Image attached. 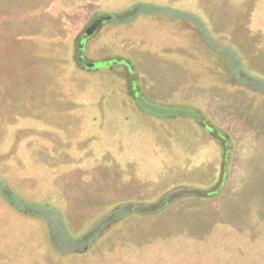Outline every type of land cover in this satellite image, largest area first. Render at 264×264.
<instances>
[{
  "label": "rangeland",
  "instance_id": "rangeland-1",
  "mask_svg": "<svg viewBox=\"0 0 264 264\" xmlns=\"http://www.w3.org/2000/svg\"><path fill=\"white\" fill-rule=\"evenodd\" d=\"M135 4L136 15L129 22H107L87 41L81 40L89 61L126 58L131 63L128 79L135 89L139 83L148 98L162 105L191 104L226 133L255 129L256 124L249 119L253 114H263L264 103L250 105L244 112L235 107L237 99L253 100V104L264 98L263 83L240 75L242 66L263 79L252 73L243 59L232 56L239 69L234 68L237 84L231 79L226 80L230 82L227 87L215 84L227 76L208 54H200L206 71L198 60L189 61L196 52L168 41L172 37L184 44L190 34V43L203 50L195 34L184 29L179 32L171 24L161 29L159 25L164 24L146 17L141 7L149 4L148 9L169 7L198 14L212 25L216 39L229 38L236 44L241 42L245 24L249 35L255 28L264 34V23L253 21L264 22V0H0V175L26 201L56 207L75 236L91 230L118 204L152 202L166 190L191 182L187 167L195 160L177 144H172L176 154L170 153L153 132L160 126L172 140L165 125L149 118L153 127L134 129L137 116L126 104L124 92L117 89L120 79L111 77L109 81L117 87L106 89L104 82L109 81L83 68L77 60V45L92 20ZM182 18L194 22L190 17ZM247 45L248 64L257 63L258 52ZM83 47L81 51H85ZM259 54L264 57V52ZM187 62L196 70L189 69ZM211 71L220 76H213ZM140 102L149 111L150 104L143 99ZM158 109L166 116L180 111ZM79 111L85 112L82 123L75 122ZM236 115L241 118L238 122ZM76 127L77 136L81 131L87 136L83 141L66 136ZM98 131L101 136H96ZM51 150L62 153L53 156ZM232 152L229 150L227 159L223 156L221 173L212 165L207 179L200 177L197 183L223 186L227 181L224 169ZM208 155L199 160L209 159ZM183 160L190 165H184ZM44 163L56 169L45 170ZM205 203L215 204L205 199L185 200L176 209L193 204L192 209L200 210ZM153 216L133 213L125 218L130 217L125 227L119 225L123 219L90 240L87 252L60 256L50 244L47 222L18 212L0 194V264H264V221L259 222L260 232L253 235L249 230L236 231L219 223L203 240L189 239L179 232L165 243L140 246L139 237L130 240L124 236L134 228L145 232V223L151 225ZM174 246L179 248L174 250Z\"/></svg>",
  "mask_w": 264,
  "mask_h": 264
},
{
  "label": "crops",
  "instance_id": "crops-1",
  "mask_svg": "<svg viewBox=\"0 0 264 264\" xmlns=\"http://www.w3.org/2000/svg\"><path fill=\"white\" fill-rule=\"evenodd\" d=\"M204 21L206 22V20ZM253 21L258 24L264 23L262 20L257 19ZM207 26L212 33V25L207 23ZM253 26L254 25L252 24V27ZM246 29L247 24H245V31L241 36V42L236 41L235 44V42H232L229 38L222 41L231 45L237 51L240 57L247 64V67L249 65L253 69L251 71L252 73L257 74L264 79V57L259 54L264 52V34H260L259 31H257L255 28L253 34L249 35L246 32ZM247 44H251V50L254 49L258 52L259 56L257 58V63H253L251 65L248 64V61L250 60L246 55L247 53H245V50L249 48ZM189 58H191L192 60L194 59V61L198 60L200 63V68L206 69L205 66H203L204 62H201L202 57L199 53L196 52L195 55ZM186 66L191 70H196V66L191 65L189 62L186 64ZM198 71L201 74V71ZM215 84H224V86H229L228 84L221 81H218ZM232 89L235 90V88ZM243 90L244 89L235 91ZM229 99L233 101L232 98ZM235 101V107H237L238 109L237 111L244 112L245 109L246 111H249L248 107L250 105L254 106L258 103L259 106H263L262 103H264V98L260 97V99H256L254 102H252L253 104H250V102L253 100L249 99H237ZM83 105L85 106L86 104L83 103ZM83 105H80V107H83ZM260 113L263 114L258 113L259 115L257 117L253 114L252 119H249L251 122H253V124H256L255 129L236 132L235 135L229 132H227V134L225 132L231 141V150L233 152L231 153L227 168L224 169L227 171V181L222 186L221 191L212 198H188L182 200H212L215 203L213 206H208L207 203H205V206L202 207V209L196 210L192 209L193 204H190L186 209H176L178 205L182 203V201H180L177 204L167 208L162 213L154 215L153 218L155 217V220L151 225L147 226V224L145 223V232H142L143 230L138 232V228H134L135 231L133 233L132 231H126L124 232V236H126L127 234L130 240H132L134 237H139L140 240L139 244L137 245L140 246H145L149 244V242H159V244L165 243L171 240L173 236L178 235L179 232H183L189 239L203 240V238H206V236L212 234L217 229L216 225L219 223L229 225L230 227L236 229V231L249 230L251 235L258 234L260 232L259 222L264 221V130L261 129V126L264 123V109H262ZM75 115L76 118L79 119L75 122L82 123L85 112L79 111ZM236 116V122L241 120L239 115ZM81 125L82 124H80V126ZM73 132H68L66 136L68 138L79 137L82 139V141L87 138V136L83 134V131H81L80 136H77L76 133L79 132V127L73 129ZM99 133L100 131L97 132L96 136H99ZM64 149L66 150V147H64ZM215 151L217 152L218 150L211 143L208 148H201L197 155L191 156V158L195 160L193 162L194 165L187 167V171L189 172L188 178L191 182H184L185 184L187 183L190 185L192 184L199 186L213 185V182L204 184L201 182L197 183L198 181L196 180H200L201 178L207 179V176L205 175L207 174L208 167L210 169L212 165H215L214 169L218 170L219 173L222 172L223 166L221 164V157L219 153L217 154ZM61 153L62 152L58 150H51L50 155L55 156ZM204 154H209L208 156L210 158L208 157L209 159L207 160H199V158ZM183 164L190 165V162L188 164V160H183ZM43 166L45 170L56 169L55 166L53 167L49 163H44ZM197 172L202 173L203 176L201 174H198ZM218 176L220 177L219 174ZM55 177V175L52 176L53 180L56 179ZM49 190L51 192V188H49ZM51 193L52 195H54V192ZM219 200L221 201V206L219 204H216V202H218ZM48 202H53V200ZM103 208L105 209V206H103ZM218 208H220L219 212L217 211ZM129 218L122 221L119 224L120 227H125L128 224L127 221L129 220ZM144 219L147 218L144 217ZM167 247H163V249L166 250ZM156 248L159 250V245H156ZM176 248L178 249L179 247H173L174 250H176Z\"/></svg>",
  "mask_w": 264,
  "mask_h": 264
},
{
  "label": "flooded vegetation",
  "instance_id": "flooded-vegetation-1",
  "mask_svg": "<svg viewBox=\"0 0 264 264\" xmlns=\"http://www.w3.org/2000/svg\"><path fill=\"white\" fill-rule=\"evenodd\" d=\"M142 11L144 12L146 17L152 16L154 19H159V21H161V23L164 24L163 26L161 24L159 25V28L161 29H165L167 25L171 24L172 27L175 28L177 27L176 29L179 32L181 31V29L193 32L195 36L198 38V41L201 46L200 48L203 50H200L199 46H195L192 43H190V39L192 37L190 34L186 36L185 38L186 40L181 36L184 39L183 41L184 44L180 43L179 41L173 40L172 37H169L168 41H170L175 46H181L183 47V49L188 51L190 50L192 52H197L199 54H201V52H205L206 54H208V56L211 58V61L214 62V64L219 65L224 69L227 77L226 78L223 77V79L220 78L219 80L221 82L230 84V82L227 81L231 79L234 83L236 84L238 83V81L234 77L236 76V73L234 71V63H233L234 60L232 54L228 53L223 49H218L215 46L211 45L208 39L203 34V31L198 24L191 21L190 19L188 20L187 18H182L179 15H176L173 11L165 10V9L163 10L160 8L158 9L157 6H153L150 9L143 8ZM94 20H92V22L88 24L89 27ZM103 21L100 23L98 28L91 35L86 34V37L89 38L93 34H95L96 31L100 29L103 24H105L103 23ZM88 28H85L86 32ZM178 35L175 36L179 37ZM86 37L84 36L81 37L80 42L76 48L78 62L83 68L87 70L96 71L95 73L99 74L102 77V80L109 81L111 77L120 79V84L118 85V87L116 84L113 85L111 81H109L110 83L104 82V85L106 89H109L112 85L113 87L116 86L119 91L124 92L126 96L125 99L126 104L132 109V111L137 116L136 120L132 123L134 129H139L142 128L143 126L153 127V122L150 119L152 118L159 119V121L165 125V127L169 130V132H171L172 140L164 131V129L161 128L160 126H159V130L157 129L155 131L153 129V132L155 133L156 137L159 139L160 143L165 147V149L170 151V153L176 154L175 151L176 149L175 147L172 146V144H177L179 148H181V150L185 152V154L194 156L199 153L202 147L208 148L212 143L215 146V148L218 150L222 163L224 153L226 152L227 149L225 143L228 144V150L229 148L230 150L232 149L231 141L229 137H227L228 135H225L222 129L219 128L221 132L216 131L217 127H215L198 108L192 106L191 104L179 105L185 108L186 111L184 110L179 111L174 116H168L162 119L160 116L158 117L157 115L147 113V111L143 108V105L140 102V100L142 99L138 98V95L136 93L137 91H139L138 89H140L139 84L137 85V89H135L128 79V75L130 74V71L128 69L127 59L114 56V58L112 59H105L104 57H100L94 59L93 61H89L87 55V47L86 46L84 47L85 51L79 50V46L83 47L81 40ZM218 42L224 44L226 47H230L234 49L231 45L227 44L224 41L218 40ZM238 59H242L239 54H238ZM189 61H191V58H189ZM123 65L125 68L123 69L119 68L122 67ZM247 69L248 68H244V70ZM243 73H244L243 71H240V75H243ZM211 74L216 77L220 76L215 71H211ZM107 83H109V85ZM140 92L143 93L142 89H140ZM190 109L199 112L200 114L198 117L200 118L199 120L193 118V116L189 114ZM203 120H205L206 123H202ZM225 159H227V157Z\"/></svg>",
  "mask_w": 264,
  "mask_h": 264
},
{
  "label": "trees",
  "instance_id": "trees-1",
  "mask_svg": "<svg viewBox=\"0 0 264 264\" xmlns=\"http://www.w3.org/2000/svg\"><path fill=\"white\" fill-rule=\"evenodd\" d=\"M136 8L137 5L135 4L123 10L112 12L108 15H101L100 17H97L96 20H94L93 22L99 19H103V23H126L135 17ZM163 9L173 11L176 15H179L180 17H190L191 19H193L194 22L201 27L203 34L208 39L211 45L215 46L218 49H223L227 51L228 53L232 54L233 57L238 59V54L234 49L226 47L224 44L218 42V40L212 36V33L207 26V23L198 14L186 12L183 10H177L169 7H165ZM85 39L87 41L88 37H86ZM80 48L82 47L79 46V50ZM130 67L131 63L128 62V69ZM234 68H237V63H234ZM241 68L246 76V79L264 84L263 79L253 76L252 74L244 70L242 66ZM236 70L239 69L237 68ZM138 90L139 91L136 92L138 98L143 99L150 104L149 111H147V113L149 114H154L157 116H166L161 113L160 109L158 108L164 110H169L168 108H174L175 110L186 111V109L181 106L170 107V105L166 106L162 105L163 103H157L148 98L144 93L140 92V89ZM189 114H191L195 119H200L198 118L200 114L196 110L190 109ZM202 123H206L205 120H203ZM216 131L219 132L220 129L216 128ZM225 135L227 134L225 133ZM225 146L227 149L224 153V156L227 157L230 148L228 150V144L226 143ZM221 186L222 185L218 186L217 184L213 186L180 184L166 190L155 201L152 202H127L118 204L114 208L110 209L107 213H105L100 219H98L91 230H88L82 236H75L72 235L69 231L67 223H65L63 214L56 207L54 208V206H51L49 204H39L37 202L33 203L26 201L17 191L14 190V188H11L10 183L2 175H0V194L7 201V203H9V205H11V207H13L18 212H21L26 215L38 216L47 222L49 228L48 232L50 244L54 252L60 256H70L87 252L91 247V245L89 244L90 240L103 235L113 224L125 219L133 213L156 215L162 213L167 208L177 204L178 202L184 199L212 198L221 191Z\"/></svg>",
  "mask_w": 264,
  "mask_h": 264
},
{
  "label": "water",
  "instance_id": "water-1",
  "mask_svg": "<svg viewBox=\"0 0 264 264\" xmlns=\"http://www.w3.org/2000/svg\"><path fill=\"white\" fill-rule=\"evenodd\" d=\"M149 6H150V5L147 4L146 6L141 7V10H142L143 8H148ZM102 21H103V19H99V20L93 22V23L91 24V26L88 28L86 34L91 35V34H92V33L98 28V26L100 25V23H101Z\"/></svg>",
  "mask_w": 264,
  "mask_h": 264
}]
</instances>
